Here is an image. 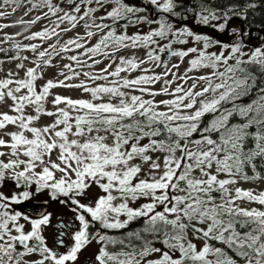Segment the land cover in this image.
Wrapping results in <instances>:
<instances>
[{"label": "rangeland", "instance_id": "obj_1", "mask_svg": "<svg viewBox=\"0 0 264 264\" xmlns=\"http://www.w3.org/2000/svg\"><path fill=\"white\" fill-rule=\"evenodd\" d=\"M146 1L168 9L169 0ZM116 2L102 5L91 22L80 25L88 0H0V36L5 38L0 49L16 46L19 52L0 62L1 241L17 239L27 248L18 264H105L101 233L84 239L80 211L99 214L100 228L106 229L153 212L168 199L166 186L183 162L192 192L215 186L226 190L221 199L207 201L179 192L178 207L193 212L190 223L203 235L259 255L264 251L259 241L264 182L219 170V156L208 140L182 142L174 149H149L146 141L131 140L142 156L136 158L116 146L110 129L91 124L116 119L114 114H165L175 122V132L186 137L195 118L224 99L238 102L235 90L242 79L228 61L232 54L259 61L264 47L242 36L240 45L222 44L214 40L215 32L188 25H171L160 33L162 24L153 17L124 24ZM208 24L213 30L223 27ZM60 32L65 33L56 36ZM241 112L263 119L264 97ZM229 113L222 112L212 127L220 128ZM175 194L167 201L169 209ZM29 201H47L46 214L32 218L16 206ZM237 214L242 224L249 216L256 218L248 233L236 230L232 216ZM187 249L198 264H234L224 255L216 257L189 230L156 244L137 261L125 255L114 259L119 264H178Z\"/></svg>", "mask_w": 264, "mask_h": 264}, {"label": "trees", "instance_id": "obj_2", "mask_svg": "<svg viewBox=\"0 0 264 264\" xmlns=\"http://www.w3.org/2000/svg\"><path fill=\"white\" fill-rule=\"evenodd\" d=\"M26 1L19 0L20 3ZM112 2L119 4L120 21L124 24H132L153 17L162 24L160 33L166 34L171 25H188L191 28L210 31L209 34L215 32L220 39L214 36V40L219 43H230L232 40L236 45H240L242 36L247 37L248 40L250 37L256 39L257 44L264 47V0H169L167 10L146 0H88L84 17L79 21L80 25L91 22V17L99 7ZM103 21L107 23L110 19ZM208 21L221 23L223 27L213 30L209 28L211 26ZM233 30L236 32L234 38ZM64 33L60 32L56 36ZM236 37H239L238 41L234 40ZM4 43V36H0V45ZM207 43L213 44L210 39ZM18 53L16 46L0 49V62L13 60L18 57ZM228 61L237 67L235 72L242 79L235 90L239 97L238 102H227V99H224L213 110L195 118L196 126L186 137H181L175 132V122L165 114L156 116L140 113L114 114L116 119L101 121V123L93 122L91 125L110 129L116 146L121 150L126 149L127 155L136 158L142 156L138 154V148L130 143L131 140L146 141L149 149L158 145L174 149L178 148L182 142L186 146L194 141L205 139L213 144L212 151L219 156V159L215 160L219 170L245 181L264 182V118L255 119L252 117V112L248 114L241 112L245 108L256 107L263 100L264 59L240 60L239 52L236 51ZM227 110L230 113L223 125L220 128L212 127L216 117ZM185 168L182 162L166 186L164 197L171 199V196L176 193L175 202H170L172 209L166 207L167 199L159 209L134 216L119 227L107 229L100 228L99 214L91 216L83 210L80 211L82 220L86 224L84 239L89 240L101 233L100 236L104 240L102 244L104 254L101 258L105 264H119L114 259L116 255L129 256L137 261L136 258L150 252L156 244L174 235H184L186 230L195 236H201L207 249L214 251L216 257L224 255L225 259L234 264H264V251L256 255L246 246L226 243L215 235H203L190 223L193 212L183 206L178 207L181 205L177 196L179 192H188L197 199L207 201L221 199L226 196V190L215 186L214 189L192 192L188 189L185 180ZM24 183L26 184L27 180H24ZM110 193L115 194L116 190L111 189ZM73 209L76 208L73 206ZM241 219L242 216L239 214L232 216L236 230L240 234H246L255 226L253 223H256V218L249 216L244 224L241 223ZM33 239L34 236H32ZM259 241L264 243V234L260 236ZM26 249L17 239L9 243H3L0 239V264L20 263ZM192 255L191 250L187 249L178 264H198L200 260Z\"/></svg>", "mask_w": 264, "mask_h": 264}, {"label": "water", "instance_id": "obj_3", "mask_svg": "<svg viewBox=\"0 0 264 264\" xmlns=\"http://www.w3.org/2000/svg\"><path fill=\"white\" fill-rule=\"evenodd\" d=\"M48 207L49 203L47 201H33L18 205V208L22 210L23 213L36 219L42 218L46 214ZM59 225L61 226V223ZM62 235L63 233L60 234L59 238H61Z\"/></svg>", "mask_w": 264, "mask_h": 264}, {"label": "bare ground", "instance_id": "obj_4", "mask_svg": "<svg viewBox=\"0 0 264 264\" xmlns=\"http://www.w3.org/2000/svg\"><path fill=\"white\" fill-rule=\"evenodd\" d=\"M29 202H33V201H29ZM24 203H26V202H24ZM21 204H23V203H21ZM18 205H20V204H18ZM18 205H16L17 207H18ZM22 211V210H21ZM23 212V211H22Z\"/></svg>", "mask_w": 264, "mask_h": 264}]
</instances>
